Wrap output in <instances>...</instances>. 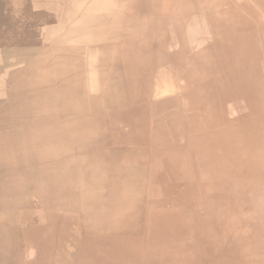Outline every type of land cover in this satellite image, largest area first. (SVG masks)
<instances>
[{"label": "rangeland", "instance_id": "1", "mask_svg": "<svg viewBox=\"0 0 264 264\" xmlns=\"http://www.w3.org/2000/svg\"><path fill=\"white\" fill-rule=\"evenodd\" d=\"M196 1L0 0V264H264L262 86L197 50L227 12L167 50Z\"/></svg>", "mask_w": 264, "mask_h": 264}, {"label": "crops", "instance_id": "2", "mask_svg": "<svg viewBox=\"0 0 264 264\" xmlns=\"http://www.w3.org/2000/svg\"><path fill=\"white\" fill-rule=\"evenodd\" d=\"M220 2L221 0H197L196 2L190 3L192 8L195 9L193 11V13L196 12L193 14L195 17L191 19L189 18V14H186L182 16V18H177L176 21L181 20V24L173 21V19H167L165 28L169 33H171L170 42H168L166 46L167 50L170 53L182 51L181 54L186 56L188 52V43L191 44L188 41L187 35L188 22L197 20L201 21L203 25L206 17L208 19L211 18V16H209L207 13L208 6H215L216 10L218 11L217 7L219 6H217V4H220ZM231 2L235 5H248L251 7H248V10H243L242 8L236 7L233 9L223 10L221 13L227 12L230 14L227 26L224 25L223 20H221L223 17L218 18L219 22L213 19L215 22L213 34L214 42H212L213 45L210 46V43L206 45L204 44L203 46L198 47L197 50H199L201 54L203 53V56H207L209 60L212 59L215 63H217L214 64L215 69H219L220 60L221 62H225V65L228 67V72L223 70V73H219L218 71V76L221 79L223 78L221 82L228 83L226 86L222 87L224 95L221 100H224L227 98L225 96H228V100L231 101L232 99L235 101L236 95L234 96L235 89L233 86H236L238 83H244L247 78H251L253 76L252 73L254 71L258 72L260 81L259 83L262 86L261 105L263 106L262 109H259L261 118L260 130L262 131V136H264V0H232ZM178 35H180L179 42L175 43L178 39ZM223 54L227 55L226 61L221 59ZM168 68V73L171 76L170 79L175 88V92L171 94L172 98L175 97V100H178L180 97L181 99L184 95V93H182V91H184L182 90V86L184 87L187 81L178 74L179 71L177 63H168ZM212 79L213 83L216 84L214 77ZM238 79H244L245 81H238ZM202 98H204V96ZM213 99L219 100L218 98ZM240 100H242V98ZM229 110L231 111L230 107ZM253 110H256V108L246 109L244 115L247 117L256 116V114L253 113ZM207 114L209 115V113ZM103 143L104 142H102V145L97 148H101L106 145ZM261 152L262 153H260V157L262 162L260 164V168L263 173L264 148L261 150ZM177 154L178 153L175 154L172 152L171 155L176 157Z\"/></svg>", "mask_w": 264, "mask_h": 264}, {"label": "bare ground", "instance_id": "3", "mask_svg": "<svg viewBox=\"0 0 264 264\" xmlns=\"http://www.w3.org/2000/svg\"><path fill=\"white\" fill-rule=\"evenodd\" d=\"M86 1V0H85ZM211 1V0H210ZM110 4V3H109ZM172 8H173V5H172ZM154 11V10H153ZM207 13H208V15L210 16V14L212 15V16H215V15H220V13L216 10V8H215V6H213V5H210V7L208 6V8H207ZM143 14V13H142ZM222 15H224V13H221V15L220 16H222ZM134 16V15H133ZM137 16V15H136ZM130 18H131V16H130ZM146 18V17H145ZM177 18V17H176ZM180 18V17H179ZM132 19V18H131ZM142 19V18H141ZM125 21V20H124ZM139 21V20H138ZM205 21H207V22H209V20H208V18H205V20H204V22ZM71 23V22H70ZM123 23V22H122ZM128 23V22H127ZM139 23H141V22H139ZM146 23V22H145ZM201 23V21H199V23L198 24H200ZM125 24V23H124ZM163 24V23H162ZM147 25V24H146ZM161 25V24H160ZM210 25V24H209ZM122 26V25H121ZM125 26V25H124ZM139 26V25H138ZM158 26V25H157ZM211 27H213L214 28V26L213 25H210ZM159 27V26H158ZM115 28V27H114ZM120 29V28H119ZM146 29V28H145ZM159 30V29H158ZM96 31V30H95ZM112 33V32H111ZM120 33V32H119ZM159 33V32H158ZM117 35V34H116ZM143 35H145L144 33H143ZM156 35V34H155ZM158 35V34H157ZM140 36H142V35H140ZM139 36V37H140ZM116 37V36H115ZM138 37V38H139ZM144 37V36H143ZM159 37V36H158ZM137 38V39H138ZM113 39H115V38H113ZM136 39V38H135ZM145 39H146V37H145ZM159 39V38H158ZM147 40V39H146ZM112 42H114V41H112ZM123 42V41H122ZM128 42V41H127ZM151 43V42H150ZM155 44V43H154ZM159 45V44H158ZM128 46V45H127ZM156 46V45H155ZM159 48V47H158ZM124 49V48H123ZM152 49V48H151ZM125 50V49H124ZM146 50V49H145ZM158 50V49H157ZM144 51V50H143ZM149 51H151V50H149ZM153 51V50H152ZM151 51V52H152ZM144 53H146V52H144ZM154 53H155V51H154ZM148 58H149V56H148ZM86 66V65H85ZM89 66V65H88ZM97 67V66H96ZM98 69V68H97ZM91 76H92V74H91ZM83 77H85V76H83ZM88 77V76H87ZM103 81V80H102ZM80 82V81H79ZM97 83H98V81H97ZM83 84V83H82ZM82 86V85H81ZM90 87V86H89ZM99 88V87H98ZM58 109V108H57ZM57 117V116H56ZM62 119V118H61ZM91 120V119H90ZM100 149V148H99ZM110 149V148H109ZM93 151V150H92ZM89 155V154H88ZM103 156V155H102ZM92 158V157H91ZM107 158V157H106ZM83 162V161H82ZM212 164H213V166H214V168H215V170L217 169V168H220V167H217L216 168V165H217V163H215V162H212ZM76 166H77V164H76ZM71 172V171H70ZM206 184V183H205ZM207 187V186H206ZM205 188V187H204ZM251 206H253V209H255V212H258V213H260V215H264V194L263 193H256V194H254L253 195V199L251 198ZM67 210V209H66ZM64 213V212H63ZM259 217V216H258ZM79 217L77 216V215H75V220H77ZM81 218V217H80ZM178 219H179V217H178ZM177 219V220H178ZM57 220V219H56ZM213 220L214 221H218L217 219H216V216H214L213 217ZM70 223V222H69ZM78 223H79V221H78ZM58 226V225H57ZM86 225H84L83 227H85ZM60 227V226H59ZM69 230V229H68ZM111 235V234H110ZM118 236V235H117ZM117 240L119 241L120 240V238H117ZM85 248V247H84ZM88 249V248H87ZM82 258L86 261V264L87 263H91L92 262V256H90V255H87V254H83L82 255ZM106 259V258H105ZM109 261V260H108Z\"/></svg>", "mask_w": 264, "mask_h": 264}]
</instances>
